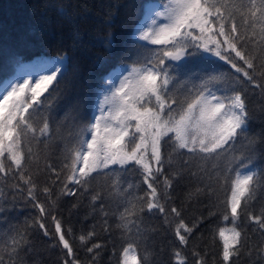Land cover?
<instances>
[{
	"label": "snow or ice",
	"instance_id": "6c2138e0",
	"mask_svg": "<svg viewBox=\"0 0 264 264\" xmlns=\"http://www.w3.org/2000/svg\"><path fill=\"white\" fill-rule=\"evenodd\" d=\"M132 43V62L108 73L83 127L79 76L66 53L27 63L10 58V74L0 78V219L6 191L38 215L0 230V264H26L33 227L64 251L60 264H82L68 239L72 229L59 217L60 200L79 194L89 196L91 214L99 211L108 234L112 209L118 264H149L160 228L172 237L160 264H209L200 229L217 213L186 220L185 204L217 192L228 223L210 229L220 245L212 264H264V167L256 163L264 160V129L250 127L251 97L264 114V0L149 2ZM101 46L111 53L110 39ZM84 51L97 65L108 63V56ZM61 101L66 110L56 120L51 113ZM184 176L195 184L177 203L172 192ZM95 229L78 237L89 264L105 248Z\"/></svg>",
	"mask_w": 264,
	"mask_h": 264
},
{
	"label": "trees",
	"instance_id": "16d2710c",
	"mask_svg": "<svg viewBox=\"0 0 264 264\" xmlns=\"http://www.w3.org/2000/svg\"><path fill=\"white\" fill-rule=\"evenodd\" d=\"M149 2L163 4L165 0H0V78L10 74V58L20 57L27 63L36 57L52 58L66 53L71 58L72 72L79 76L76 91L80 100V126H86L93 116L100 86L108 73L120 65L132 62L128 58V52L133 47V33L136 26L143 21V6ZM109 39L113 44L111 53L106 52L101 46L103 41ZM84 49L90 54L108 56V63L103 66L97 65ZM208 59L212 61V66L220 71L231 72L224 62L213 57ZM65 110L63 101L57 102L51 115L59 120ZM250 111L253 117L250 123L251 130L259 132L264 129V114L259 111L257 97H251ZM256 163L257 167H264V160L257 158ZM124 175L132 178L131 172ZM194 184L195 181L191 178L181 177L172 192L174 200L177 203L183 200L184 193ZM5 196L9 203L5 204L7 210L3 213V219H0V230L6 231L12 226L23 227L26 220L31 221L38 215L20 194L6 191ZM218 197L222 198V193L217 192L211 197H204L199 203L185 204L186 220L194 215L207 217L209 211L217 213L200 229V233H203L201 247L209 252V264L218 256L220 248L219 243L212 242L210 229L226 226L228 223L221 219L223 206L219 205ZM40 199L43 200V196ZM109 211L108 223L112 228L110 234L101 231L99 211L91 214L87 194L63 197L60 200L59 217L65 229H72L68 239L82 264H89L91 256L79 243L78 237L92 230L93 225L96 226L97 239L105 244L96 264H118L120 233L116 229L117 220L111 215L112 209L109 208ZM45 223L49 232H54L52 221L49 219ZM150 223L160 228V220H151ZM30 231L34 248L27 253L26 264H60L64 258V251L60 247H52L54 241L44 237L42 231L34 227ZM171 238L164 228H160L153 238V246L150 247L152 255L149 264H160L161 261L167 260V246ZM254 239L258 240L259 237ZM216 264H220L218 259Z\"/></svg>",
	"mask_w": 264,
	"mask_h": 264
}]
</instances>
